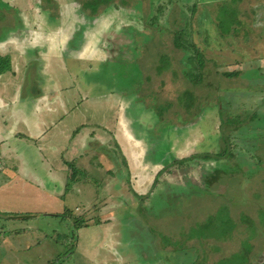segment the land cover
<instances>
[{"label": "crops", "instance_id": "crops-1", "mask_svg": "<svg viewBox=\"0 0 264 264\" xmlns=\"http://www.w3.org/2000/svg\"><path fill=\"white\" fill-rule=\"evenodd\" d=\"M90 1L0 0V264H64L71 249V256L77 254L85 241L87 264H101L104 250L109 262H121L129 251L117 248L121 239L119 231L112 232L114 226L138 218L143 232H151L150 223L160 224L172 236L165 226L173 222L160 218L170 210L168 204L185 203L178 192L190 195L195 188L204 191L220 182L221 176L206 173L197 182L189 170V178L183 173L195 163L194 153L183 152L195 151L218 107L200 106L191 117L198 106L194 96L195 105L181 102L183 111L160 110L163 104L143 93L138 71L152 50L160 49L141 10L111 0L92 8ZM172 49L184 53L181 63L187 65L189 49ZM218 137L220 132L206 150L205 163L224 159ZM173 164L181 167L172 172L180 180L168 184L161 177ZM222 176L224 189L231 185L234 191L232 185L240 183L224 184L229 174ZM224 197L219 202L228 204L229 197ZM66 215L77 219L73 226L79 225L74 248L60 245L36 226L40 216L51 222ZM237 217L228 219L235 222ZM38 237L48 241L42 244ZM152 237L147 239L156 253L148 262L162 264L157 238ZM226 239L222 237V244ZM191 241L189 248L206 254L209 264L210 249L200 247L195 237ZM183 248H169L172 259L165 264H178L174 258L193 264L187 259L191 251Z\"/></svg>", "mask_w": 264, "mask_h": 264}, {"label": "rangeland", "instance_id": "rangeland-1", "mask_svg": "<svg viewBox=\"0 0 264 264\" xmlns=\"http://www.w3.org/2000/svg\"><path fill=\"white\" fill-rule=\"evenodd\" d=\"M93 1L97 3L99 0ZM111 2L133 9L139 7L142 17L146 18V27L154 31L153 41L160 49L153 51L154 56L143 61L138 71L143 75V93L154 95L158 105L163 104L160 110L183 111L184 104L181 102L186 101L190 105H195L194 96L198 106L196 111L191 112V117L197 115L203 106L218 107V110L213 111L207 125L203 127V138L200 139L195 151L183 152L186 155L194 153L195 165L188 169L183 167L186 170H181H184L183 173H186L187 177L190 172L191 179L195 178L197 182H201L203 174L206 173L216 179L221 177L217 187L212 185L210 189L208 187L204 191H197L195 188L191 190L190 195L186 194V190H180L179 196L182 200L186 199L185 203L168 204L170 210L166 209L160 221L173 222L172 225L165 226V230L172 232V236L166 235L160 224L150 223L151 232H143L142 221L138 218L127 224L114 226L112 232L119 231L121 239L120 247L117 248L119 251L123 249L129 252L120 257L121 262H109V256L104 250L100 256V263L151 264L148 260L154 257L152 254L156 253V249L150 250L147 237L153 235L152 239L157 238L155 243L158 244V253L163 255L159 256L162 257V264L172 259L168 256L171 254L169 248L176 251H180L182 247L189 248L192 246L191 238L194 237L197 241L201 240L200 247L207 246L210 249L209 264H264V38H256L260 33H264V0H208L206 4H203V0H111ZM179 33L183 40L182 45L189 49L188 55L194 61L192 67H186L181 63L185 56L182 51L172 49L175 48L173 41H176ZM189 45L192 47L189 48ZM145 55L143 52L142 56ZM199 63L203 64L205 79L203 74H188L190 70L198 68ZM227 74L234 76L227 77ZM199 79L201 85L195 88L194 84ZM252 119L255 120L251 122ZM245 122L250 124L245 126ZM219 132L221 149L219 157L224 159L205 163L204 157L208 155L206 150H210L208 146L213 143L215 134ZM196 150H204L203 154H199L202 156L196 157L195 154L198 152ZM215 158L217 157L214 156L213 159ZM178 168L181 167L174 165L166 170L161 178L169 179L168 184L175 183L176 180L178 182L180 178H176L172 173ZM226 174H229L228 178ZM222 175L226 177L224 184H230L234 180H239L241 184L232 185L234 191L231 185L224 189L220 186L225 179ZM205 181L210 182V177ZM202 184L204 182L198 185ZM219 186L218 191H210L213 187ZM242 186L246 189L242 190ZM223 190H227L226 194ZM224 196L229 197L228 204L219 202ZM204 197L210 199L204 200ZM69 210L71 214L73 212L76 215L72 206ZM152 211L156 214L155 209ZM236 213L238 217L235 222L228 219ZM134 215L142 217L137 212ZM203 217L206 218L202 219ZM225 218L228 219L227 224L223 223ZM76 220L66 215L64 219L57 218L45 222L43 216H40L36 226L43 234H51L60 245L74 248L76 245L74 230L79 225L73 226L72 222ZM43 234L41 236H44ZM73 235L75 237L72 240ZM225 235L227 239L222 244V237ZM95 238L94 236L93 242L97 243ZM38 239L42 244L48 241H44L43 237ZM237 239L239 241H236ZM85 242L86 244H82L83 250L80 248L73 256L71 253L74 250L71 249L64 264H87L84 253L88 242ZM194 247L188 249L191 252L187 253V259L192 260L194 264L197 254L196 264H206V260H209L207 255H200ZM227 247L232 248L228 253ZM217 250L221 254L216 253ZM40 252L38 250V253ZM174 259L178 264L184 263L183 258L182 261H179V258ZM134 260L137 262L131 263Z\"/></svg>", "mask_w": 264, "mask_h": 264}, {"label": "trees", "instance_id": "trees-1", "mask_svg": "<svg viewBox=\"0 0 264 264\" xmlns=\"http://www.w3.org/2000/svg\"><path fill=\"white\" fill-rule=\"evenodd\" d=\"M100 1L101 0H99V1H97V3H96V1H93V0H91L89 3H87L88 4V6H90V7H96V6H98V5H103V4H106V0H102V2L100 3ZM100 3V4H99ZM182 38H181V35L179 34V36H178V38L176 39V42H175V47L177 48V49H179V48H185L186 46H184V47H182L183 45H182V43H183V40H181ZM187 48V47H186ZM187 51H188V48H187ZM153 53V50H152V52L150 53V55H149V58H152L153 56H154V54H152ZM163 55V54H162ZM165 56V55H164ZM166 58H167V56H165ZM188 66H190V67H192V66H194V61L193 60H191V59H188V64L186 65V67H188ZM203 64L202 63H199V65H198V68H195L194 70L192 69V70H190V72H188V74H203V76H204V79H205V73L203 72ZM197 71V72H196ZM232 76H234V74H227V77H232ZM201 79H199L197 82H195V84H194V87L196 88L197 87V85H198V87L201 85ZM209 87V86H208ZM210 88V87H209ZM233 128H236V126H232Z\"/></svg>", "mask_w": 264, "mask_h": 264}]
</instances>
